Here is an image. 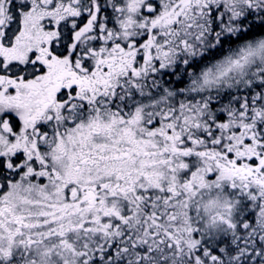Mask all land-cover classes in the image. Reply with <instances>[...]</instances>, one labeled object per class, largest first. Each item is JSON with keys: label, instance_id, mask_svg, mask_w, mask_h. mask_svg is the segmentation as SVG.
I'll list each match as a JSON object with an SVG mask.
<instances>
[{"label": "snow or ice", "instance_id": "snow-or-ice-1", "mask_svg": "<svg viewBox=\"0 0 264 264\" xmlns=\"http://www.w3.org/2000/svg\"><path fill=\"white\" fill-rule=\"evenodd\" d=\"M0 264H264V0H0Z\"/></svg>", "mask_w": 264, "mask_h": 264}]
</instances>
